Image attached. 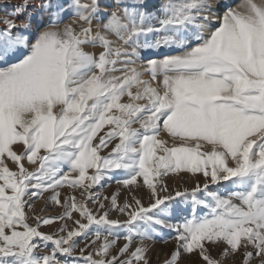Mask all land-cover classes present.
<instances>
[{
  "label": "snow or ice",
  "instance_id": "snow-or-ice-1",
  "mask_svg": "<svg viewBox=\"0 0 264 264\" xmlns=\"http://www.w3.org/2000/svg\"><path fill=\"white\" fill-rule=\"evenodd\" d=\"M101 2L0 15V264H150L165 231L164 264H264V0Z\"/></svg>",
  "mask_w": 264,
  "mask_h": 264
},
{
  "label": "rangeland",
  "instance_id": "rangeland-1",
  "mask_svg": "<svg viewBox=\"0 0 264 264\" xmlns=\"http://www.w3.org/2000/svg\"><path fill=\"white\" fill-rule=\"evenodd\" d=\"M18 2H19V0H0V15L4 14L3 9L11 11V6L13 4L18 3ZM64 2L67 3L68 0H64ZM82 2H86V0H82ZM230 3H231V6L236 7L240 3H242V0H230ZM101 7L103 9H105L108 14H110V12L112 10H114L117 7V5L115 3V0H107V2H105V0H102ZM31 11H32L31 9H28V12H31ZM25 15H27V12L25 13ZM73 18L74 17L72 16L70 11H68V12H66L64 14V22H70ZM106 18H107L106 16L103 17V19L105 21H106ZM45 21H47V17H45ZM99 22L100 21L94 20L93 21V25L95 26ZM2 27H3V25L0 24V28H2ZM86 50H88V51H97V52L99 51L98 48H93L91 46H88L86 48ZM142 55H143V53H142ZM138 63H141V62L138 61ZM107 151L108 150L106 149L105 152L102 153V155L106 154ZM9 167L14 168L15 165H13L9 161ZM187 177L188 176L186 175L185 179H186L188 187L194 186V181L196 179H202V177H188V178ZM119 178L120 177H117V179H119ZM179 179H180L179 176H174L168 182H169V184H171L173 182V180L179 181ZM109 184L110 185H114V186H116V188H118V185H117L115 179H113L111 181H106L104 183V187L103 188L107 187V185H109ZM60 191H61V199H63V197L65 195H75L77 197V199H80L78 190L73 193L70 189L65 187V188L60 189ZM93 191L94 192H100V191H102V188L101 187H96V188L93 189ZM135 191H136V195L144 197V203H145V205H147V203H148L147 196H146L147 189L146 188H140V189H135ZM114 192H116V190L114 188L112 190L108 191V195H109L108 197H110ZM50 195H51V193H45L44 194L45 198H43V199H35L33 201V208H34L35 211L36 210L37 211H36V213H34L32 210L26 209V211L28 212V215L29 216H32L33 214L43 215V216H58V215H61L63 213L64 209L60 205L54 204L50 199H47V197H49ZM127 195H128L127 189L121 188V191L119 193L120 200L122 201L124 199V197L127 196ZM89 207H92V205L89 204ZM41 209H43V212H41ZM73 215L76 218H79L77 213H74ZM117 216H119V214L117 212H115V211L112 212V217L113 218H116ZM119 218L120 219H125L126 217L119 216ZM30 222H32V221H30ZM65 222L68 224L69 228L73 227V221L69 219L67 221H57V222H54L51 225H42L40 230L43 231V232H54V231H57L60 228V226L63 223H65ZM174 235H175V233H170V232L165 231L163 233L162 237L161 236H157L153 240V242L152 241H149V242L145 241V243L150 244V252H149L150 264H164V260L168 257V255L171 253V251L175 247V241L173 239H170V237L174 236ZM89 239H91V237H89ZM123 243H124L123 239H120L118 241L119 245H122ZM83 246H84V241L81 240L80 241V247H83ZM49 250L50 249H42V251H44V252H47ZM78 251H79V249H77V252ZM87 251H91V246L86 250L85 254H87ZM219 251H220V249H216V250H214L212 252V254L215 256V255H217L219 253ZM115 252H116V249L115 248L112 249V253L114 254ZM191 259L195 261V264H202V261H200L199 258H197V257H191ZM182 264H183V262H182Z\"/></svg>",
  "mask_w": 264,
  "mask_h": 264
},
{
  "label": "bare ground",
  "instance_id": "bare-ground-1",
  "mask_svg": "<svg viewBox=\"0 0 264 264\" xmlns=\"http://www.w3.org/2000/svg\"><path fill=\"white\" fill-rule=\"evenodd\" d=\"M188 178V177H187ZM115 189L116 191H117V189L118 188H116V186H114V185H107V187H105V188H102V191H100V192H96V193H101L102 194V196H109L108 195V191H110V190H112V189ZM99 191V190H98ZM120 191H121V189H120ZM112 193V192H111ZM120 193V192H119ZM37 211V210H36ZM36 211L34 210V213H36ZM149 242V241H148ZM153 242V241H152ZM156 246V245H155ZM133 247H135V244H133ZM154 248V247H153ZM160 255V254H159ZM165 258V257H164Z\"/></svg>",
  "mask_w": 264,
  "mask_h": 264
}]
</instances>
